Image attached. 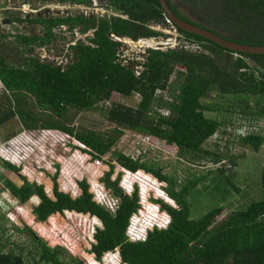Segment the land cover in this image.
<instances>
[{"label": "trees", "instance_id": "obj_1", "mask_svg": "<svg viewBox=\"0 0 264 264\" xmlns=\"http://www.w3.org/2000/svg\"><path fill=\"white\" fill-rule=\"evenodd\" d=\"M0 1L6 3L10 0ZM13 1L92 4V0ZM214 1L222 14L212 19L231 27L237 37L222 35L239 43L264 45V0ZM167 2L176 16L220 34L182 16L173 6V0ZM107 8L122 16L91 17L67 13L18 17L13 21L41 25L43 35H18L13 41L15 51L5 46L6 42L3 44L7 34L0 30V81L3 86L0 92V130L14 119L28 131L58 129L91 148L93 156L110 153L126 172L144 171L166 182V193L176 206L160 200L156 203L170 215L171 222L167 228L149 231L144 241H128L126 232L131 217L141 208L140 197L137 188L131 195L126 194L119 187L120 177L112 181L113 164L103 181L119 199L115 212L95 202L86 181L79 183L81 192L78 198L61 192L56 178L53 198L43 186L22 177V183L7 178L4 191H10L23 205L36 199L32 213L42 223L65 211L99 218L104 228L94 230L91 247V252L99 258L118 249L122 259L129 264H264V197L246 210L234 211L222 221L217 222V217L222 215L224 207L192 219L188 199L203 178L187 182L176 190L172 179L157 170L153 162L134 159L113 149L123 132L132 130L176 146L179 158L186 162L218 164L222 157L205 150L203 145L219 132L223 123L206 117L205 112L212 110L203 100L215 90L224 98L243 95L247 98L239 100L238 104L243 102L247 107L254 100L250 112L255 118H263L264 54L236 52L173 24L184 40L198 49L185 45L165 50L149 49L145 63L141 65L143 70L135 71L128 65L129 60L123 58V44L112 36L136 42L150 40L163 36L154 29L155 26H169L171 23L167 24L169 19L159 0H111ZM60 25H65L68 32L74 28L82 33L93 31L87 43L78 40L70 47L73 51L72 54L67 51L69 62L66 65L44 61L29 48L39 38L47 44L55 41L56 29ZM235 54H238L237 59ZM173 77V82H169ZM168 90L170 99L163 93L159 96ZM114 92L125 97L138 95L140 101L135 107L114 104L108 110V119L115 124L112 131L100 133L72 126L69 116L72 111L96 108L100 102L109 100ZM162 110H167L168 115L161 114ZM240 141L257 152L264 145V135L250 134ZM4 165L8 171L19 174L16 165L9 161H4ZM262 188L264 192V165ZM26 233L34 236L31 229ZM34 240L41 248L40 263L88 264L79 257L68 260L61 246L52 247L37 237ZM0 264L27 263L22 254L13 250L4 252L0 248Z\"/></svg>", "mask_w": 264, "mask_h": 264}, {"label": "rangeland", "instance_id": "obj_2", "mask_svg": "<svg viewBox=\"0 0 264 264\" xmlns=\"http://www.w3.org/2000/svg\"><path fill=\"white\" fill-rule=\"evenodd\" d=\"M110 1L101 0V4L107 10L105 14L122 16L107 8ZM175 3L184 17L224 35L237 37L231 27L212 19L214 16L222 14L216 1L176 0ZM78 12L86 13L84 6L67 2L33 1L32 3H23L10 0L5 3L0 1V30L1 33L7 34L3 44L6 42L5 46L14 50L13 46L16 43L13 41L18 35L33 36L35 32L37 36L43 35L41 34V25L20 24L13 21L18 17H23L28 13L32 15L39 13L65 15ZM167 24L169 23L167 22ZM154 29L161 32L163 36L150 39L149 41H153L152 46L143 43L147 42V39V41L132 42L133 40L128 38L120 39L121 41L118 40L119 38H114L123 44V58L129 60L128 65L135 71L143 70L141 65L145 63L148 50L159 48L157 46L160 44L164 45L170 42L172 44L170 48L185 45L186 48L198 49V46H190L184 40L173 23L169 26H155ZM56 35L57 39L49 44L39 38L37 43L31 44L29 48L34 55L42 60L60 65L67 55L66 51L72 50L70 47L73 43L69 42L76 35L69 33L67 29L59 28H57ZM85 37L81 36L82 39ZM81 41L87 43L84 40ZM162 48L165 50L166 46ZM234 58L237 59L238 54H235ZM174 79L175 77L171 78L169 82H173ZM2 90L3 86L0 81V92ZM162 93L170 99V90L159 93V96ZM175 94L177 93L175 92ZM245 98L247 97L243 95L224 98L218 90H215L209 98L203 100V103L210 106L212 110L205 112L206 117L217 119L223 123L219 132L203 145L205 150L212 151L222 157V161L218 164L203 161L186 162L179 158L176 146L169 145L153 135L132 130L123 132L113 149L134 159L139 158L153 162L157 170L160 169L163 175L172 179L176 190H180V186L187 182L203 178L188 199L190 217L199 219L210 210L224 207L222 215L217 217V222L222 221L234 211L246 210L252 203L260 201L264 197L262 188L264 145L256 152L250 147L244 146L240 141V138L250 134L264 135V117L255 118L250 112L253 109L251 106L254 105V100L251 106L247 105L246 107L243 102L238 104L239 100L241 102ZM139 101L138 95L125 97L114 92L109 100L100 102L96 108L80 112L72 111L69 115L71 124L76 129L87 128L100 133L112 131L115 124L108 119V110L114 104L135 107ZM161 114L166 116L168 112L162 110ZM0 141V248L4 252L13 250L17 254H22L26 258L27 264H44L39 262L41 248L35 242L34 237L42 239L52 247L61 246L68 260L79 257L85 262L87 261L88 264L89 262L92 264H121V261L116 258V254H119L116 250L100 259H95L91 252L95 231L104 228L99 218L89 214L65 211L52 216L45 223L39 222L32 213V208L37 204V200L34 199L29 204L23 205L10 191H4L7 178L22 183V177L30 183L43 186L51 198H53L54 178L59 185V190L70 194L73 198L80 196L79 183L86 181L90 192L94 195L95 202L110 208L111 203L114 207L118 206L119 199L106 187L103 179L110 171V165L113 164L115 169L112 181H116L120 177L119 187L126 194L131 195L137 188L139 195L146 198V200L144 198L140 200V212L136 216L137 219L132 220L131 226L138 223L137 226L142 227L143 224V227L146 228L143 222L147 220L164 221L165 217L158 215L161 209L156 203L157 200L176 206L166 193V188H168L166 182H161L144 171L126 172L127 170L116 162L110 153L93 156L94 151L91 148L75 136L61 130L28 131L22 128L17 119H14L0 130ZM96 159H101V164H97ZM4 161L16 165L20 170L19 174L8 171ZM220 171L223 173H219ZM132 186L133 189L130 190ZM108 198H113V200ZM106 199L108 202L104 201ZM161 213L165 214L163 210ZM28 228L32 230L34 236L26 233Z\"/></svg>", "mask_w": 264, "mask_h": 264}, {"label": "water", "instance_id": "obj_3", "mask_svg": "<svg viewBox=\"0 0 264 264\" xmlns=\"http://www.w3.org/2000/svg\"><path fill=\"white\" fill-rule=\"evenodd\" d=\"M101 0H96V2H99ZM165 15L167 16V18L171 21V23H173L175 26H177L178 28H180L181 30L190 33V34H196V35H200L203 36L207 39H211L214 40L215 42H217L220 45L225 46L226 48L232 49L236 52H246V53H252V54H264V45H249V44H244V43H239L237 41H233L230 40L229 38H226L224 35L222 34H217L211 30H207L205 28H202L200 26H196L190 22H187L183 19H181L180 17L176 16V14H174V12L172 11V9L170 8L167 0H159ZM127 39V38H125ZM146 40V39H144ZM141 40V41H144ZM148 40V39H147ZM134 42V41H132ZM165 49H170V47L172 46V44L166 43L164 45L160 44L156 48L155 50H164L162 47H165ZM153 49V48H151Z\"/></svg>", "mask_w": 264, "mask_h": 264}, {"label": "built area", "instance_id": "obj_4", "mask_svg": "<svg viewBox=\"0 0 264 264\" xmlns=\"http://www.w3.org/2000/svg\"><path fill=\"white\" fill-rule=\"evenodd\" d=\"M100 2L101 1L96 2V0H93V6L84 7V9L86 10V13L85 14L86 15L95 14L97 16H104V15H106L105 13L107 12V10L103 8V6H102V4ZM167 22L168 23H171L170 20H168ZM59 29L66 30V26L65 25H60L59 26ZM69 33L76 35V37H74L69 42V43H71V44L73 43V45H75L78 40H84L85 42H87L88 41V37H91L92 36L93 31H88V32L86 31V32H83L82 33V32H79V30L77 28H74ZM81 36H86V37H85V39H82ZM112 38H118V37L112 36ZM118 40L121 41L120 39H118ZM68 61L69 60H68L67 55H66L65 59L61 61L62 63L60 65H62V64L65 65V64L68 63ZM95 162L97 164H101V159H96ZM128 173H130V172H128ZM132 189H133V186L131 187L130 190H132ZM143 198H144V200H146L145 196L142 197V199ZM104 201H106V200H104ZM110 209L112 211H114V212L116 211V208L112 204H110ZM135 218L137 219V217L135 215H133L131 217L129 227H128L127 232H126V236H127V240L128 241H131V242L144 241L147 238V232H146L147 229H153L156 225H157V228L158 229L163 228V224L164 223L163 222H160V221L159 222H155L154 219L147 220L146 222H143V223H145L146 228L143 227V224H142V227L137 226L138 223L137 224L135 223V224H133V226H131L132 225V222H133L132 220L135 219Z\"/></svg>", "mask_w": 264, "mask_h": 264}, {"label": "clouds", "instance_id": "obj_5", "mask_svg": "<svg viewBox=\"0 0 264 264\" xmlns=\"http://www.w3.org/2000/svg\"><path fill=\"white\" fill-rule=\"evenodd\" d=\"M91 6H93V0H92V4H91ZM104 8V7H103ZM105 9V8H104ZM97 16V15H96ZM104 16H107V15H104ZM117 16V15H116ZM119 39H122V38H119ZM149 41V40H148ZM140 194V193H139ZM140 196V200H142V197H141V195H139ZM109 199V198H108ZM109 200H113V198H110ZM105 202H108L107 201V199H106V201ZM111 203V202H110ZM112 204V203H111ZM116 207V206H115ZM160 208V207H159ZM140 212V210L137 212V213H135L134 215L135 216H138V213ZM164 213L165 214H163V213H161V210L158 212V215L160 214L161 216H163V217H165V219H164V221H160V222H163L164 224H163V228H167L168 227V225H169V223L171 222V217H170V215H168L165 211H164ZM159 219H162V218H159ZM158 222V221H157ZM157 228V225L153 228V229H147L146 230V232H147V234H148V232L149 231H152V230H154V229H156ZM163 228H161V229H163ZM144 229V228H143ZM142 229V230H143ZM158 229V228H157ZM140 232V231H139ZM117 252H118V250L117 249H115ZM112 251H114V250H112ZM112 251H108V252H106L105 254H104V256H103V258H105L106 257V255L108 254V253H110V252H112ZM119 253V252H118ZM95 256V255H94ZM116 258L118 259V260H120L121 261V264H129V263H127V262H125L123 259H122V257H121V254L119 253V254H116ZM95 259H100L99 257H97V256H95ZM114 261V263H116L115 262V260H113ZM89 264H92V263H90L89 262Z\"/></svg>", "mask_w": 264, "mask_h": 264}, {"label": "flooded vegetation", "instance_id": "obj_6", "mask_svg": "<svg viewBox=\"0 0 264 264\" xmlns=\"http://www.w3.org/2000/svg\"><path fill=\"white\" fill-rule=\"evenodd\" d=\"M175 1L176 0H174L173 2H172V4H173V6L177 9V11L182 15V13L179 11V9H178V6L176 5V3H175ZM101 3V2H100ZM103 6V5H102ZM108 6V5H107ZM84 7H88V6H84ZM44 13V12H43ZM78 14H83V15H85V16H91V17H96V15L95 14H90V15H86L84 12H78ZM39 15H42V13H39ZM46 15H49V14H46ZM183 16V15H182ZM185 18H187V17H185ZM188 20H190L189 18H187ZM184 20V19H183ZM190 21H192V20H190ZM194 22V21H193ZM196 23V22H195ZM216 31V30H215ZM56 32H57V29H56ZM216 32H218V33H221V32H219V31H216ZM33 34H36V32L35 33H33ZM72 51L73 50H71L70 51V54H72Z\"/></svg>", "mask_w": 264, "mask_h": 264}, {"label": "bare ground", "instance_id": "obj_7", "mask_svg": "<svg viewBox=\"0 0 264 264\" xmlns=\"http://www.w3.org/2000/svg\"><path fill=\"white\" fill-rule=\"evenodd\" d=\"M77 6H80V5H77ZM83 7V6H82ZM27 15H31L30 13H28ZM129 41V40H128ZM144 41H147V40H144ZM144 44H148V46H152L153 45V41H147V42H143ZM135 44V43H134ZM142 45V44H140ZM69 62V61H68ZM54 64V63H53ZM66 65V64H65Z\"/></svg>", "mask_w": 264, "mask_h": 264}]
</instances>
